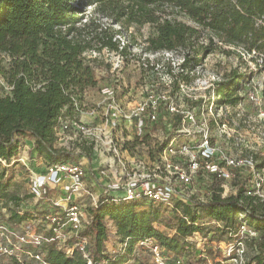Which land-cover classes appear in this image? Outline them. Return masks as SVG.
I'll use <instances>...</instances> for the list:
<instances>
[{
    "label": "trees",
    "instance_id": "1",
    "mask_svg": "<svg viewBox=\"0 0 264 264\" xmlns=\"http://www.w3.org/2000/svg\"><path fill=\"white\" fill-rule=\"evenodd\" d=\"M80 1L0 0V53L10 59L9 69L1 72L10 90L6 94L0 86V162L10 163L18 155L23 140H32L36 153L46 162L77 163L82 156L90 158V146L74 153L57 149L54 143L58 119L69 117L67 115L77 108L75 104L81 100L85 86L93 81L92 73L78 66L71 69L68 61L63 63L61 72H54L48 62L50 48L57 41L61 28L79 20L83 5ZM89 1L104 18L115 24H149L152 31L145 40V51L180 55V72L176 76L180 82H190L188 72H194L201 63L199 56L210 54L217 48L216 43L251 56L256 67L264 73V0ZM116 33L124 35L121 29L114 31L112 37ZM204 35L207 45L200 44ZM101 47L128 56L124 54V45L119 46L117 40L113 43L112 39L103 41ZM258 57L262 63H258ZM167 73L172 74L170 67ZM249 78L233 70L226 79L216 82V106L235 108L241 103L243 98L239 92ZM257 159V167H264V156ZM1 179L0 201L13 207L8 219L21 223L31 214L23 211V215H18L22 200L8 193V185L1 184ZM221 183V179L213 180L214 193L208 201L176 202L173 210L137 201L114 203L102 199L98 207L90 211V224L82 233L90 240L87 247L90 264H127L134 256L135 246L148 238L176 254V258L185 256L190 260L195 248L186 242L188 237L194 233L209 235L211 243L213 237L210 235L218 231L227 235L229 242L241 220L257 233L255 238L246 241V248L248 246L253 252L249 263L264 264V201L246 196L241 185L235 194L220 199L217 193L221 191ZM193 208L203 211L210 221L219 223V228L207 231L199 216L192 212ZM162 209L171 216L162 218ZM106 219L115 226L120 243H126L123 251L114 249L117 250L114 254L107 251ZM159 222L173 234L167 236L158 231L155 224ZM209 247L207 256H211ZM43 251L50 264H88L77 251L67 256L54 245H45ZM204 261L198 258L194 264Z\"/></svg>",
    "mask_w": 264,
    "mask_h": 264
},
{
    "label": "rangeland",
    "instance_id": "2",
    "mask_svg": "<svg viewBox=\"0 0 264 264\" xmlns=\"http://www.w3.org/2000/svg\"><path fill=\"white\" fill-rule=\"evenodd\" d=\"M80 2L83 5H81V12L78 15L79 20L74 25L61 28L58 39L48 54L50 69L54 72H61L63 63L68 61V67L71 69L78 66L92 73L93 81L85 86L81 100L75 104L77 108L71 115H67L69 117L65 118H76L88 125L103 126L106 131L111 127V119L118 118L116 123H119L112 135L113 138L117 137L121 142L123 147L121 156L128 162L137 159L148 162L156 157L155 152L159 149L160 138L165 136L169 130L171 134L175 130L176 123L172 118H181L182 115L180 117V114L168 111L164 106L160 107L157 118H170L171 126L169 122L162 120L154 126L150 125L149 130L154 135L153 137H147L148 133H143L141 137H138L134 124L135 120L121 118H139L137 107L140 103L147 101L152 96L156 98L158 95L164 94L174 100L176 109L185 112V114L188 113L194 118H233L235 126L232 127V130L236 131L234 138L230 142L222 139L216 140V144L222 152L233 155H239L240 152L245 155L250 153L264 154V122L255 120L258 118L257 107L247 99V94L254 89V85L261 82L264 73L256 67L251 56H247L234 47L218 44L215 40L217 48L208 55L199 56L202 58L201 63L193 73L188 72L191 79L189 83L185 84L176 80V76L180 72L178 71L180 55L167 51L156 53L145 51V40L152 31L149 24L127 25L125 22L119 26L104 18L89 0ZM74 6H77L76 2ZM179 19L181 18L179 17ZM121 29L124 31L123 36L116 33L112 37L114 31L119 32ZM109 39H112V43L117 40L119 46L124 45V54H128V56L123 57L114 51L102 48L103 41L108 42ZM200 44H208L205 35L200 40ZM9 64L8 56L0 53V86L3 87L2 91L6 94L9 93L10 89L1 72L7 71ZM169 67L172 69V74L167 73ZM233 70L250 77L249 82L242 84V89L239 92L243 98L241 104L234 109L228 107L226 113L219 112L215 105L210 109L209 102H211L212 97H216L217 90L215 86L214 89H209L210 85L226 79ZM107 91L112 93H107ZM141 118H146V114ZM239 118H244L245 122L242 123ZM69 138L71 137L67 134L55 136L54 146L57 149H65L74 153L80 152L84 146H90L92 153L88 160V167L93 173L100 169L104 157L108 156L106 154L102 156L100 148L96 150L93 143L91 144L89 141ZM45 165L46 161L36 153L32 140L22 141L18 155L10 163L0 162L1 184H7L6 191L22 200L20 208L28 215H40L48 208L47 199L31 197L32 179L37 173L44 172ZM241 172L234 171L236 184L229 183L227 187L244 184L248 176H246L245 170ZM101 187L102 184H95L93 187H89L93 196L78 197V206L83 208L87 214L93 210L91 197L97 198L102 193ZM210 191L214 192L209 185L200 184L197 197L206 201L210 198L208 194ZM56 193L58 192L53 191V195ZM223 193H226L227 197L233 194L231 191L227 192L226 189L221 191V194ZM260 201H264V199ZM12 208V205L7 202L0 201V209H5L4 212L0 211V220L13 229L19 228L21 232L32 229V223L29 222L30 217L25 219L21 226L8 219V213ZM192 212L199 216L200 223L207 231L213 232L214 229L219 228L211 223L203 211L193 208ZM161 216L168 218L171 214L162 209ZM106 222L109 232L106 245L109 249H119L121 243L116 235L115 226L109 219H106ZM155 227L167 236L173 234V231L166 229L162 222L155 224ZM37 228L39 231L43 229L41 226H37ZM210 236L213 237L210 247L208 246L211 249V256L205 255V261L199 264H226L223 250L224 244L228 242L227 235L216 231L215 235L212 233ZM164 252L171 259L178 257L165 249ZM191 252L192 258L190 260L194 264L199 258L198 251L192 249ZM252 256L253 252L247 246L246 257L248 262ZM127 264H152V258L148 250L135 248L134 256L129 259Z\"/></svg>",
    "mask_w": 264,
    "mask_h": 264
},
{
    "label": "built area",
    "instance_id": "3",
    "mask_svg": "<svg viewBox=\"0 0 264 264\" xmlns=\"http://www.w3.org/2000/svg\"><path fill=\"white\" fill-rule=\"evenodd\" d=\"M257 61L262 63V59ZM215 83L211 84L209 89H214ZM107 93L112 92L107 91ZM152 97L138 105L139 118H121L135 120L138 137L143 133H148L147 137H153L149 126H154L161 120L170 123V118H157L162 106L182 117L172 118L176 123L175 130L172 134L169 130L160 138L159 149L155 152L156 157L148 162L141 159L128 162L121 156L123 148L121 142L112 135L119 123H116L118 118L111 119V127L107 131L103 126L88 125L76 118L58 119L55 136L67 134L74 140L89 141L96 150L100 148L102 156L106 154L108 157H104L103 164L95 173L90 171L89 159L86 157L77 163L46 162L44 172L37 173L32 179L31 195L33 198L47 199L48 208L40 215L31 214L29 222L32 223V229L27 232H21L19 228L13 229L0 220V264L7 262L50 264L45 260L43 251L45 245H54L67 256L77 251L90 264L87 254L90 240L82 233L89 226L91 216L78 206L77 199L84 195L93 196L89 187L95 184H102L100 188L102 193L97 198L91 197L93 209H96L103 199L114 203L137 201L146 205H161L167 210H173L176 202L208 201L214 192H208L210 198L204 201L203 198L197 197L199 185L207 184L211 187L215 178L222 180L221 191L226 189L227 192L231 191L235 194L238 190L237 185L240 184L230 185V188L227 184H236L234 171L242 173L241 171L245 170L248 177L244 184H241L244 194L260 200L264 199V167H257L259 163L257 157H262L264 154L245 155L240 152L239 155L236 153L233 155L222 152L216 144L217 139L230 142L234 138L236 131L232 130L235 126L233 118H194L176 109V104L170 97L164 94L153 99ZM215 98L217 99L212 97L209 102L210 109L215 105L219 112L226 113L230 106L217 107ZM247 99L257 107L258 118L255 120L264 122L263 77L261 82L254 85V89L247 94ZM144 114L146 118H141ZM239 120L245 122L244 118ZM91 169L94 171L92 167ZM53 191L58 193L53 195ZM221 191L217 194L220 199H224L227 194H221ZM0 211L4 212L5 209ZM17 213L23 215L22 210ZM23 222L17 225L21 226ZM211 223L219 226L215 221ZM37 226L43 229L39 231ZM256 236L257 233L241 220L236 234L232 235V240L224 244L223 257L226 264H250L246 257V241ZM106 242L105 240V244ZM186 242L198 251L200 259H206L205 255L210 244L209 235L194 233L192 237L186 239ZM125 247L126 243L121 244L118 251H123ZM135 248L148 250L152 264H193L185 256L171 259L165 255L164 249L150 238L139 242ZM106 249L111 254L117 251L109 249L107 245Z\"/></svg>",
    "mask_w": 264,
    "mask_h": 264
}]
</instances>
